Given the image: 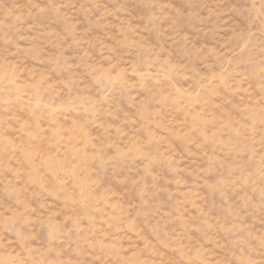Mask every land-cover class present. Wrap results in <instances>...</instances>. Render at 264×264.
<instances>
[{
    "label": "rangeland",
    "instance_id": "obj_1",
    "mask_svg": "<svg viewBox=\"0 0 264 264\" xmlns=\"http://www.w3.org/2000/svg\"><path fill=\"white\" fill-rule=\"evenodd\" d=\"M0 264H264V0H0Z\"/></svg>",
    "mask_w": 264,
    "mask_h": 264
}]
</instances>
